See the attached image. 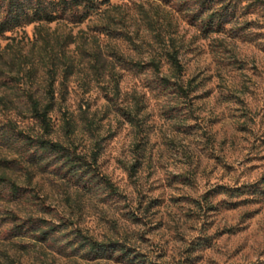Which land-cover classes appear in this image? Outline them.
<instances>
[{"label": "rangeland", "instance_id": "374dc122", "mask_svg": "<svg viewBox=\"0 0 264 264\" xmlns=\"http://www.w3.org/2000/svg\"><path fill=\"white\" fill-rule=\"evenodd\" d=\"M8 43L27 56L23 88L54 94L48 138L87 167L14 168L26 192L0 194L1 263L264 264V0H110Z\"/></svg>", "mask_w": 264, "mask_h": 264}, {"label": "trees", "instance_id": "16d2710c", "mask_svg": "<svg viewBox=\"0 0 264 264\" xmlns=\"http://www.w3.org/2000/svg\"><path fill=\"white\" fill-rule=\"evenodd\" d=\"M110 0H0V39L7 34H13L29 26L40 27L52 25L60 21L72 25L83 24L89 17L95 14L100 7L109 3ZM12 40V38H7ZM170 62L177 71L181 72V66L177 58L169 56ZM27 56L22 47L0 44V109H5L8 115L5 122L0 123V194L7 188L10 200H18L26 192L18 180L12 176L14 168L25 169V174L30 173L27 167L39 165L44 156L59 155L79 171L87 167L86 162L70 154L69 149L48 138L51 133L50 113L52 111L54 94L50 92L46 101L42 102L32 92L26 91L23 86L30 79ZM154 71L159 67L152 64ZM30 69V68H29ZM21 88L22 93L18 94ZM12 99L24 100L29 118L36 121L43 130L40 136H33L19 128L17 121L10 115L17 110L16 102ZM4 150L12 152L18 158L4 155ZM96 163V159L94 160ZM21 163V164H19ZM24 166L26 168H24ZM103 184L112 192H115L109 180L102 178ZM9 219V218H5ZM47 225L43 222H29L26 231H36ZM19 231V230H16ZM52 228L42 235L55 234ZM16 235H19L18 233ZM47 240V237L45 238ZM84 244L96 253H103L107 246L84 239ZM122 251V250H120ZM0 264H3L0 262Z\"/></svg>", "mask_w": 264, "mask_h": 264}]
</instances>
